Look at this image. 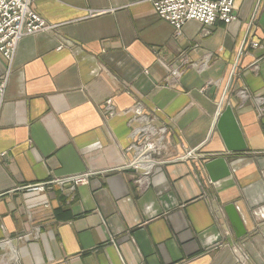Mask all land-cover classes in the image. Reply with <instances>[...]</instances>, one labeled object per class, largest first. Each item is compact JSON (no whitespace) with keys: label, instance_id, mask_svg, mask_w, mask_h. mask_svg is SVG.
Segmentation results:
<instances>
[{"label":"crops","instance_id":"1","mask_svg":"<svg viewBox=\"0 0 264 264\" xmlns=\"http://www.w3.org/2000/svg\"><path fill=\"white\" fill-rule=\"evenodd\" d=\"M29 4L50 28L0 52V264H264V0L179 35L150 0ZM144 137L147 174L129 164ZM220 153L230 175L212 182Z\"/></svg>","mask_w":264,"mask_h":264},{"label":"built area","instance_id":"2","mask_svg":"<svg viewBox=\"0 0 264 264\" xmlns=\"http://www.w3.org/2000/svg\"><path fill=\"white\" fill-rule=\"evenodd\" d=\"M158 17L169 23L176 35L186 22L196 21L203 26H211L216 21L229 24L236 19V0H150ZM30 0H0V52L11 60L18 40L25 35L35 34L50 28L43 18L30 8ZM256 45V44H254ZM175 74L176 71H173ZM6 88V78L0 80V110ZM109 113L110 101L106 102ZM138 148L130 145L128 150ZM139 153L129 163L131 167L142 168L147 174L154 164L152 154L157 152V145L144 137ZM188 154H190L188 152ZM89 173L69 177L65 181L72 185L87 181ZM63 181V180H62ZM32 190H42L43 184L28 187Z\"/></svg>","mask_w":264,"mask_h":264},{"label":"water","instance_id":"3","mask_svg":"<svg viewBox=\"0 0 264 264\" xmlns=\"http://www.w3.org/2000/svg\"><path fill=\"white\" fill-rule=\"evenodd\" d=\"M216 128L224 143L227 153H238L246 149V143L236 123L235 117L230 106H226L218 115ZM203 168L207 172L212 182L220 180L230 175L229 166L223 153L218 154L203 163ZM230 222L235 226L238 234H243V228L239 216L232 204L225 207Z\"/></svg>","mask_w":264,"mask_h":264},{"label":"rangeland","instance_id":"4","mask_svg":"<svg viewBox=\"0 0 264 264\" xmlns=\"http://www.w3.org/2000/svg\"><path fill=\"white\" fill-rule=\"evenodd\" d=\"M236 18H237V17H236ZM235 20H236V19H235ZM235 20H234V21H235ZM144 171H145V170H144ZM70 183H71V182H70ZM71 184H72V183H71ZM29 186H32V185H29ZM29 186H28V187H29ZM28 187H27V188H28Z\"/></svg>","mask_w":264,"mask_h":264}]
</instances>
